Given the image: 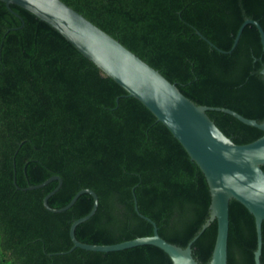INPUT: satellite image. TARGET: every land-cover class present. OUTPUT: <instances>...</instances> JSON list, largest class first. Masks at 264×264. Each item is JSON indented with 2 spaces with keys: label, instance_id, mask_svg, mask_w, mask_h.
<instances>
[{
  "label": "trees",
  "instance_id": "trees-1",
  "mask_svg": "<svg viewBox=\"0 0 264 264\" xmlns=\"http://www.w3.org/2000/svg\"><path fill=\"white\" fill-rule=\"evenodd\" d=\"M157 69L196 104L230 108L264 119V50L255 25L264 30V0H62ZM0 1V264H172L153 245L100 252L67 251L70 224L76 238L112 244L159 235L185 247L209 216L210 193L198 165L155 116L106 76L55 29L25 9ZM215 125L243 144L263 131L220 110H207ZM264 170V165L261 166ZM15 180V183H14ZM212 221L192 244L207 264L216 237ZM260 262L264 264V221ZM253 215L229 201L227 264H255Z\"/></svg>",
  "mask_w": 264,
  "mask_h": 264
},
{
  "label": "water",
  "instance_id": "water-1",
  "mask_svg": "<svg viewBox=\"0 0 264 264\" xmlns=\"http://www.w3.org/2000/svg\"><path fill=\"white\" fill-rule=\"evenodd\" d=\"M0 1L5 3L10 10V5L19 6L47 23L72 44L79 53L115 81L126 92V95L140 101L183 146L190 159L202 171L209 188V216L187 245L182 247L168 242L159 235L156 223L139 212L135 196L133 197L134 209L142 218L152 224L151 235L112 244L81 242L75 236V228L95 213L98 206L96 192L90 188H82L73 195L66 205L53 208L48 204V199L62 185V180L58 175H52L41 183L28 185L22 189L41 188L53 180L58 181L56 187L48 192L42 201L43 206L51 212L67 210L83 193H88L93 198L90 211L70 224L69 237L72 246L67 251L54 254L70 252L74 248L110 252L139 245H153L163 250L170 257L172 264H200L192 255V244L215 220L217 224L216 237L207 264H227L229 201L235 199L244 205L254 217L256 249L253 259L255 264H261V225L264 221V170L261 168L264 165V119L258 122L230 108L196 104L157 69L62 0ZM247 24L256 26L264 50V30L256 20L250 18L244 19L241 23L233 43L227 51L218 48L199 31L197 34L217 50L229 53L237 45L242 30ZM260 73L264 77V65ZM212 109L228 113L242 123L262 130L263 134L248 143L237 144L231 137L225 135L208 116L206 111Z\"/></svg>",
  "mask_w": 264,
  "mask_h": 264
}]
</instances>
